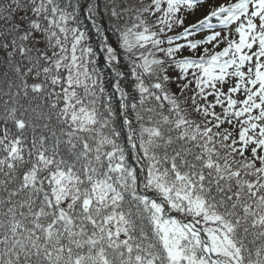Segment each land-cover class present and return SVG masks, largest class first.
<instances>
[{
    "label": "snow or ice",
    "instance_id": "6c2138e0",
    "mask_svg": "<svg viewBox=\"0 0 264 264\" xmlns=\"http://www.w3.org/2000/svg\"><path fill=\"white\" fill-rule=\"evenodd\" d=\"M0 264H264V0H0Z\"/></svg>",
    "mask_w": 264,
    "mask_h": 264
}]
</instances>
